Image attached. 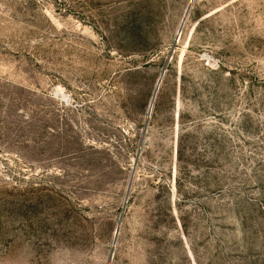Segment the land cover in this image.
<instances>
[{
	"label": "rangeland",
	"instance_id": "rangeland-1",
	"mask_svg": "<svg viewBox=\"0 0 264 264\" xmlns=\"http://www.w3.org/2000/svg\"><path fill=\"white\" fill-rule=\"evenodd\" d=\"M191 1L0 0V264H264V0Z\"/></svg>",
	"mask_w": 264,
	"mask_h": 264
},
{
	"label": "bare ground",
	"instance_id": "bare-ground-1",
	"mask_svg": "<svg viewBox=\"0 0 264 264\" xmlns=\"http://www.w3.org/2000/svg\"><path fill=\"white\" fill-rule=\"evenodd\" d=\"M190 1H191V0H190ZM191 2H192V1H191ZM190 4H191V3H189V7H190ZM189 7H187V9H189ZM187 12H188V10L185 11V14H186ZM184 18H185V17H184ZM184 18H183V19H184ZM182 23H183V20L181 21L180 27H181ZM180 27H179V28H180ZM150 107H151V104H150V106H149V109H150Z\"/></svg>",
	"mask_w": 264,
	"mask_h": 264
},
{
	"label": "water",
	"instance_id": "water-1",
	"mask_svg": "<svg viewBox=\"0 0 264 264\" xmlns=\"http://www.w3.org/2000/svg\"><path fill=\"white\" fill-rule=\"evenodd\" d=\"M151 108V107H150ZM117 232H118V227L115 229V237L114 238H116V234H117Z\"/></svg>",
	"mask_w": 264,
	"mask_h": 264
}]
</instances>
